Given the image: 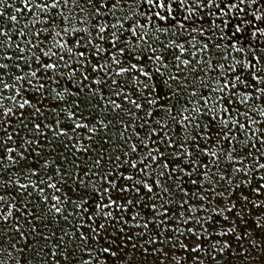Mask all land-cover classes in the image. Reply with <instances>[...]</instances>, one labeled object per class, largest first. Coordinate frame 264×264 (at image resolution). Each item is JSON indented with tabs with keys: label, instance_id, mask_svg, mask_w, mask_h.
<instances>
[{
	"label": "snow or ice",
	"instance_id": "1",
	"mask_svg": "<svg viewBox=\"0 0 264 264\" xmlns=\"http://www.w3.org/2000/svg\"><path fill=\"white\" fill-rule=\"evenodd\" d=\"M0 264H264V0H0Z\"/></svg>",
	"mask_w": 264,
	"mask_h": 264
}]
</instances>
